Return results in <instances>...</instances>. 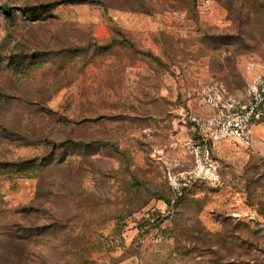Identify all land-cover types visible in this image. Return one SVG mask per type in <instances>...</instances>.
Listing matches in <instances>:
<instances>
[{"label": "rangeland", "instance_id": "374dc122", "mask_svg": "<svg viewBox=\"0 0 264 264\" xmlns=\"http://www.w3.org/2000/svg\"><path fill=\"white\" fill-rule=\"evenodd\" d=\"M263 71L264 0H0V264H264V123H183Z\"/></svg>", "mask_w": 264, "mask_h": 264}, {"label": "built area", "instance_id": "2783aa9c", "mask_svg": "<svg viewBox=\"0 0 264 264\" xmlns=\"http://www.w3.org/2000/svg\"><path fill=\"white\" fill-rule=\"evenodd\" d=\"M202 99L212 110L211 115L205 117L190 111L183 116V123L192 126L200 136L199 144L191 140L188 143L199 167L210 162L211 143L229 141L244 149L253 147L255 128L264 123V71L254 79L244 97L229 96L224 85L216 83L203 91ZM202 175L200 168L197 176Z\"/></svg>", "mask_w": 264, "mask_h": 264}, {"label": "trees", "instance_id": "16d2710c", "mask_svg": "<svg viewBox=\"0 0 264 264\" xmlns=\"http://www.w3.org/2000/svg\"><path fill=\"white\" fill-rule=\"evenodd\" d=\"M246 227V228H245ZM242 226L241 224H238L237 225V229H240V228H242L241 230H240V232H242L243 231V229H246V230H249L250 229V227H247V226ZM205 230L204 229H202V235H203V232H204ZM250 231V230H249ZM207 235H210L211 236V233H206ZM219 237H220V235H219ZM239 237H241V236H239ZM239 237H237V238H234V240L231 242V243H233V244H237L238 242H239V240H240V238ZM224 239V240H223ZM205 240V237L203 236V241ZM220 240H221V243H219V245L221 246V248H223L224 249V246L226 245V243H227V241L225 240V238L224 237H222V238H220ZM209 241H211L212 242V239H209ZM208 246H211L210 244H208ZM240 246H245L244 247V249H246V250H248L249 248H252V247H254V246H256L253 242H247V241H245L244 242V245H240ZM218 264H220V263H218ZM222 264H232L231 262H227V263H222Z\"/></svg>", "mask_w": 264, "mask_h": 264}]
</instances>
